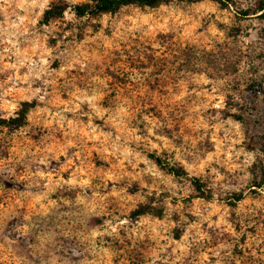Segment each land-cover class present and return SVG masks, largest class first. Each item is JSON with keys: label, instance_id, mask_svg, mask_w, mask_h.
Instances as JSON below:
<instances>
[{"label": "clouds", "instance_id": "9594fccd", "mask_svg": "<svg viewBox=\"0 0 264 264\" xmlns=\"http://www.w3.org/2000/svg\"><path fill=\"white\" fill-rule=\"evenodd\" d=\"M106 2L0 0V264H264V0Z\"/></svg>", "mask_w": 264, "mask_h": 264}, {"label": "trees", "instance_id": "16d2710c", "mask_svg": "<svg viewBox=\"0 0 264 264\" xmlns=\"http://www.w3.org/2000/svg\"><path fill=\"white\" fill-rule=\"evenodd\" d=\"M117 2H124V3H126V2H128V0H117ZM148 2H152V0H148ZM114 6L115 5L113 3H111L110 0H109V2H106V4H105V7H114Z\"/></svg>", "mask_w": 264, "mask_h": 264}, {"label": "rangeland", "instance_id": "374dc122", "mask_svg": "<svg viewBox=\"0 0 264 264\" xmlns=\"http://www.w3.org/2000/svg\"><path fill=\"white\" fill-rule=\"evenodd\" d=\"M262 86H264V85H262ZM254 87V86H253Z\"/></svg>", "mask_w": 264, "mask_h": 264}]
</instances>
